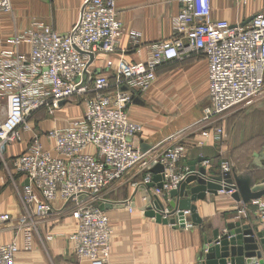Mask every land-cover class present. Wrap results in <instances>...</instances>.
Masks as SVG:
<instances>
[{
    "label": "built area",
    "instance_id": "2783aa9c",
    "mask_svg": "<svg viewBox=\"0 0 264 264\" xmlns=\"http://www.w3.org/2000/svg\"><path fill=\"white\" fill-rule=\"evenodd\" d=\"M12 1L0 0V13H10ZM84 3L68 32L34 22L0 50V161H5L10 146L20 143L22 151L13 157V166L28 180L20 194L26 213L15 219L22 241L20 245L16 239L0 244V264H15L17 253L32 249L36 222L54 212L56 201L61 205L59 211L76 222L68 238L77 258L88 264H112L114 231L101 208L108 202L102 195L128 173L140 176L133 184L144 188L159 175L162 186L147 189L150 199L145 195L143 201L152 209L156 198L167 205L163 201L169 198L168 192L190 173L182 164L188 143L181 132L193 131L174 133L142 151L134 143L142 125L127 114L134 97L152 88L163 64L189 55L205 58L208 104L199 132L192 137L195 146L223 145L226 132L218 124L226 113L264 94V0L262 9L245 25L212 19L210 0H179L171 34L151 45L149 57L138 62L107 59L108 73L95 75L88 64L90 54L93 59L99 51L113 55L123 25L115 0ZM130 37L133 48L140 51L138 36ZM85 70L89 79L83 85ZM74 97L83 99L79 116L43 131L35 129L32 120L38 111L54 115ZM202 164L205 167L208 160ZM155 165H161L162 171L154 173ZM219 167L221 174L233 170L226 160ZM233 191L218 193L231 195ZM130 200L120 203L133 212ZM167 212L165 208L162 217ZM250 215L255 218L250 226L264 230V197L251 205L242 203L235 218L242 223ZM11 219L7 212L0 215V221ZM189 225L185 220V226Z\"/></svg>",
    "mask_w": 264,
    "mask_h": 264
},
{
    "label": "crops",
    "instance_id": "0c3cea01",
    "mask_svg": "<svg viewBox=\"0 0 264 264\" xmlns=\"http://www.w3.org/2000/svg\"><path fill=\"white\" fill-rule=\"evenodd\" d=\"M85 1L13 0L12 11L0 13V50L9 45L13 35L34 22L49 24L60 33L68 32L77 22ZM115 1L116 12L123 25L119 46L113 55L103 51L95 54L90 64L93 75L108 73L107 59L138 62L149 57L151 45L171 34L172 19L180 8L179 0ZM210 1L212 19H224L232 24H242L263 7V0L245 3L239 0ZM132 34L138 36L140 51L132 46ZM22 48L26 50L25 46ZM207 70L202 55H189L160 66L152 88L145 94H137L127 108L128 116L142 125L134 143L148 149L174 133L192 129L191 133L181 132V138L188 143L182 162L184 166L188 167V163L203 157L208 160L205 165L208 174L216 175L222 155L229 154L234 157V172L251 177L256 183L264 178V166L261 164L264 158V117L252 119L253 112L238 114L232 122L231 140L219 147L211 143L203 146L192 144V137L197 135L198 127L202 125L208 102ZM191 125L196 127L190 128ZM21 151L20 143H15L6 152L5 161H0V215L7 212L12 217L11 221H0V244L16 239L20 245L22 241L15 219L26 213L17 193L25 179L15 172L12 160ZM201 165L197 163L196 167ZM133 177L128 173L121 183L104 191L109 193L107 203L112 205L105 208L114 231L109 258L112 264H203L206 242L213 238L214 231L222 234L229 223L237 221L236 209L242 203L229 194L207 193L204 200L194 202L202 220L200 224L179 227L158 223L145 215L144 207L148 204L143 201V196L146 191L143 186H132ZM137 177L135 181L139 182L141 177ZM126 199H131L133 212L120 203ZM167 199L163 201L166 204ZM60 207L58 201L54 202V212L36 222L32 249L17 253L15 264H88L72 252L68 236L74 231L76 222L68 214L60 212ZM254 220L250 215L242 224L251 225Z\"/></svg>",
    "mask_w": 264,
    "mask_h": 264
},
{
    "label": "water",
    "instance_id": "95a60500",
    "mask_svg": "<svg viewBox=\"0 0 264 264\" xmlns=\"http://www.w3.org/2000/svg\"><path fill=\"white\" fill-rule=\"evenodd\" d=\"M86 3L81 7L83 10ZM80 11V12H81ZM252 17L244 21L242 25L247 24ZM93 61V55L90 54L88 64ZM89 72L84 71L83 85L88 82ZM64 101L59 103L60 106ZM142 151L147 150L144 146L140 148ZM205 158L199 157L196 161L188 163L189 175L182 181L179 186L168 192L170 200L165 206L157 198L153 205L154 208L144 207L145 215L153 218L158 223L171 224L174 226L184 227L185 220L191 224H200L201 218L196 212L197 200H204L206 194H218L219 190H234L231 197L241 203H249L253 200L264 197V178L258 182H254L251 177L238 175L232 170L223 174H208L207 169L201 165L196 167L197 163H203ZM264 166V158L261 161ZM154 173L162 171L161 165H155L152 168ZM194 184L188 187L189 184ZM24 185H28L25 180ZM162 186L160 176L155 175L153 182L146 185V196L150 199L147 189L153 186ZM112 205L104 203L101 208H110ZM119 206H122L119 205ZM167 208V216L162 217L164 209ZM185 212L189 215L185 217ZM206 253L203 264H264V230H259L255 226L242 224L239 221L229 223L226 231L222 234L218 230L214 231L213 238L207 242Z\"/></svg>",
    "mask_w": 264,
    "mask_h": 264
},
{
    "label": "rangeland",
    "instance_id": "374dc122",
    "mask_svg": "<svg viewBox=\"0 0 264 264\" xmlns=\"http://www.w3.org/2000/svg\"><path fill=\"white\" fill-rule=\"evenodd\" d=\"M207 104H208V102H207ZM82 108H83V99L80 97H74L72 102H67L64 106H62L60 109H58L54 113V115H49L45 112L44 113L42 112L41 116H39V113H36V116H34V117L35 118L41 117L43 119V121L38 122V121H36V119H33L32 122H34L35 129L37 131H39V130L43 131V130H45L49 127H52L54 125L64 124L68 120H70L76 116H79L80 113L82 112ZM234 108L235 109H232L228 113H226V115L222 119L221 123H219V124L217 123L218 125H223V127L225 128L226 138L224 140V143H228V140H231L230 130L232 127V122H233V119L236 118V116L238 114L243 115L245 113L253 112L251 115L252 119H255L258 117H264V94H262V96L256 100L251 99V101H248L244 105H239V106H237V108L236 107H234ZM37 115L39 117H37ZM246 117H249V116H246ZM192 127H196V126L191 125L190 128H192ZM221 160L222 161L226 160L231 165L235 164L233 155L224 154V155H222ZM133 178H135V179L133 180V182H131V184L134 187L133 183L136 182L135 180H137L138 177L134 176ZM129 188L132 189L131 186ZM17 193L20 195L21 190L17 189ZM108 194L109 193H107V192L103 193V195H102L103 198L108 199L109 198Z\"/></svg>",
    "mask_w": 264,
    "mask_h": 264
},
{
    "label": "trees",
    "instance_id": "16d2710c",
    "mask_svg": "<svg viewBox=\"0 0 264 264\" xmlns=\"http://www.w3.org/2000/svg\"><path fill=\"white\" fill-rule=\"evenodd\" d=\"M44 113L45 112V110L44 109H41L40 111H38L37 113H39V116H41V113ZM46 113V112H45ZM35 116H36V114H35ZM38 115H37V117H39ZM35 118V117H34ZM36 119V121H43V119L41 118V117H39V118H35ZM42 119V120H41Z\"/></svg>",
    "mask_w": 264,
    "mask_h": 264
}]
</instances>
